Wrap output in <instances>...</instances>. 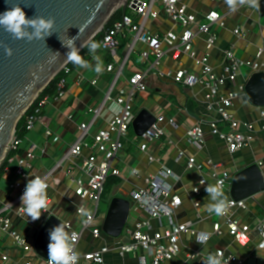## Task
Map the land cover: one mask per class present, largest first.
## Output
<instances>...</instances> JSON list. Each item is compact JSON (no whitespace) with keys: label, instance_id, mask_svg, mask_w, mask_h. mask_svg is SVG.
Segmentation results:
<instances>
[{"label":"crops","instance_id":"crops-1","mask_svg":"<svg viewBox=\"0 0 264 264\" xmlns=\"http://www.w3.org/2000/svg\"><path fill=\"white\" fill-rule=\"evenodd\" d=\"M185 3L188 5V10L194 13L199 21H204L205 16L212 10L217 11L222 17L224 26H220L219 23L213 25V29L218 34L217 44L211 51V62L216 73L220 74L226 63L225 50L227 48L233 47L241 59L248 60L255 59L254 55L257 50L264 47V16L261 15L260 10L243 5L233 11L225 0H185ZM153 9L157 10L159 15L146 21L148 31L164 34L169 30L181 29L167 17L159 0L154 2ZM131 16L135 20H139L133 10H131ZM237 28L243 30V38L235 34L234 31ZM117 39L119 43L115 56L108 49L100 48L94 54L91 52L87 60L92 68L80 67L67 76L68 90L65 97L61 100H49L43 111L44 122L37 124L25 134L16 155L17 157L25 156L27 150L36 144L38 147L37 158L33 162V168L27 169V174L30 178L35 174L42 176L49 174L67 153L70 145L80 136V125L82 123L90 124L86 141L92 144L93 136L100 129L107 128L110 120L119 113L121 106L117 102V97L120 89L128 87L129 77L136 72L147 74L148 89L135 97L133 110L135 114L146 109L155 118L163 116L162 126L165 135L153 140L146 151H141L139 139L133 128H130L128 137L124 139L125 146L114 160V166L120 170V176L114 177L120 179V183L112 186L114 188L111 193L106 194L107 192L104 190L93 226L82 231L77 248L80 253L78 264H95L84 259L85 253L105 245L115 248L120 243L131 241L126 235V228L132 227L138 220L146 217V214L132 201L131 193L137 187L145 184V177L160 175L163 169L172 170V176L162 177V179L182 198V205L176 213L177 221L190 223L191 229L195 232L194 234L189 232L183 236L180 253L173 260L164 264H205L209 254H215L219 249L224 250L226 254L236 255L244 260V264H250V259L258 260L257 263L252 264H264V249L258 248L261 241L259 234L252 231L250 243L241 245L228 232L225 218L207 211L206 206L212 201L205 191L206 186L216 185L215 179L212 177L213 170L209 163L210 160L220 162L223 165V170H226L232 178L237 172L252 164L259 166L264 177V134L260 131L262 124L260 111L264 107L253 105L246 92L235 100L232 111L237 119L242 125L245 122L254 124L258 132L250 146L231 152L223 140L210 132L209 122L213 120L219 122L220 128L224 131L228 130V126L220 121L216 110L209 109V102L205 98L206 88L201 85L182 86L172 79L160 77L156 73V69L164 71L185 67L199 74L201 66L196 64L192 56L182 53L179 58L175 59L173 50L166 44L159 43L158 45L165 54L158 68H154L155 56H150L148 60L141 56L142 50L149 48L148 45L136 41L135 35L119 36ZM129 44H135L133 52H130ZM194 49L198 58L203 55L205 35L199 34L195 38ZM93 55L99 56L102 61L103 72L101 74L94 71L96 61L93 59ZM262 61L264 62V56ZM108 64L114 65L113 71H106ZM262 71H264V67ZM252 74L253 72L249 68H243L238 82L246 83ZM93 81L96 83L93 84ZM234 88V84L228 83L221 87L220 93L224 94ZM108 94H110L109 98ZM114 105L116 110H113ZM96 111L99 113L96 114ZM170 119H173L175 123L172 124ZM197 124L202 125L206 132L205 142L200 146L186 138V130ZM46 127H49L54 134L60 137L59 142H53L46 136ZM88 153H91V150L84 149L83 155ZM150 157H153L154 160L150 161ZM191 157H194L198 164L193 169H189L187 166ZM68 163H64V170L61 168L54 170L55 179L49 176L50 186L47 189L49 208L48 211L42 213L39 220L34 222L25 213L22 217L15 213L16 208L21 205V201L19 192L10 189V183L18 178L15 174L17 164L16 162L8 163L5 167L9 171L4 170V176L0 180V213L8 214L14 227L28 238L33 247L39 232L50 216H56L64 223L68 222L73 228L81 230V224L77 218V208L81 205H85L89 211L95 208V203L83 200L70 187L66 176ZM135 168L139 170L140 176L133 174L132 170ZM74 174L80 175V170L76 168ZM202 179L206 180V184L200 185ZM196 187L200 188L198 194L194 191ZM230 188L231 185L222 190L229 201L232 199ZM114 197L127 198L131 201L127 227L119 237H112L103 231L108 206ZM102 200L108 201L104 202L106 204L104 211H101ZM245 202L246 208H232L229 215L241 222L254 225L264 217V190L245 199ZM163 223L165 222L163 221ZM216 223L222 226L221 234L214 231ZM153 225L156 229L159 228L158 221H154ZM95 227L101 228V233L98 236L92 232ZM201 232L210 233V238L205 244L196 242L197 235ZM2 254H8L10 262L25 259L22 250L15 245L8 232L0 228V258ZM30 256L39 255L34 249ZM144 258L148 259V253L143 249H140L136 254L126 255H121L116 249H112L105 254L102 264H143ZM35 264H45V258L39 256Z\"/></svg>","mask_w":264,"mask_h":264},{"label":"built area","instance_id":"built-area-1","mask_svg":"<svg viewBox=\"0 0 264 264\" xmlns=\"http://www.w3.org/2000/svg\"><path fill=\"white\" fill-rule=\"evenodd\" d=\"M127 1L128 8L138 15L139 20H135L131 15L124 14L122 18L115 20L111 25L107 26V23L101 31L104 32V35L99 41L101 46L97 50L100 48L108 49L115 56L119 43L117 38L119 36L126 37L127 35H135L136 41H141L149 47L148 49L142 50L141 56L145 60H148L152 55L156 57L153 65L154 68H158L165 54L164 50L158 45L159 43H164L173 50L175 59L179 58L182 53L189 54L195 59L196 64L201 66V72L199 74L185 67H180L164 71L156 69L157 75L170 78L182 86L195 87L201 85L205 87L207 90L205 92V98L209 102V109L216 110L220 116V121L228 126V130L224 131L220 128V123L213 120L209 122L210 132L223 140L231 152L250 146L256 139L258 130L254 124L249 122H245L242 125L232 109L235 100L242 93L246 92V83L238 82V77L242 69L249 68L253 73L262 71L264 67V62L262 61L264 47L257 50L254 55L255 59L248 60L241 59L233 47L227 48L225 50L226 63L223 65L221 73L218 74L211 62V51L215 48L218 41V34L213 29V25L219 23L220 26H224V22L217 11H210L205 16L204 21H199L198 17L188 10V5L185 3V0H159L163 5L167 17L180 26L181 29L169 30L164 34H158L146 29V21L151 17H157L159 15V12L153 9V4L156 0ZM234 32L237 36L244 37L241 28H237ZM199 34L205 35V51L198 58L194 49V41ZM128 48L130 52H133L135 50V44H129ZM113 70L114 65L108 64L106 71L111 72ZM61 71H64L66 76L62 77L57 83L55 95L53 97L48 95L40 97L39 94L23 114L27 131L32 130L37 124L44 122V107L50 99L61 100L65 97L68 90L67 76L71 73V70L66 65ZM146 75L145 72H136L129 77L127 82L128 87L120 89L117 97V102L121 106L119 113L110 120L107 128L100 129L93 136L92 144L86 141L90 124L82 123L80 125V136L70 145L69 150L59 160L54 169L61 168L64 170V163L69 162L66 176L70 187L83 200L95 203V208L91 211L85 205L77 208V218L80 221L81 230L75 229L70 223L65 222L69 233L75 231L79 234L80 238L76 244V250L81 240L82 231L92 227L97 218L98 205L102 199L109 177L120 176V170L114 166V160L124 148V139L128 137L132 122L136 116L133 110V101L139 93L146 92L148 89ZM92 83L95 84L96 81ZM228 83L234 84L235 88L226 91L224 94L220 93L221 87ZM109 97L110 94H108ZM97 113L99 112L96 111ZM260 117L262 120L260 131L264 134V109L260 111ZM163 121V116L156 118L155 123L142 136L138 137L141 151H146L153 140L165 135V130L162 126ZM170 122L172 124L175 123L173 119H170ZM45 134L53 142L60 141V137L54 134L49 127L45 128ZM205 135L206 132L200 124L194 125L186 130V138L199 146L204 144ZM21 143L22 139L17 138L15 132L5 157L6 159L10 152H15V155L8 158V163L16 162L15 174L18 178L10 183V189L18 191L20 197L30 178L27 174V169L33 168V162L37 158L38 149L37 145L33 144L27 150L25 156L17 157L16 155ZM84 149L91 150V153L83 155ZM149 160L153 161L154 158L150 157ZM209 163L213 170L212 177H214L216 185L219 184L222 190L227 189L231 185L232 176L226 170H223V165L220 162L210 160ZM187 166L189 169L198 166L196 159L194 157L189 158ZM76 168L80 170V175L74 174ZM54 170L45 176L35 174L31 178L39 175L45 178L47 184L50 186L48 178L52 176L55 179L56 174ZM5 171H9V169L5 168ZM132 171L134 175L140 176L138 169L135 168ZM172 175V170L163 169L160 175L145 177V184L132 191V201L146 214V217L138 220L132 227L126 228V235L129 236L131 241L120 243L115 248L105 245L97 250L85 253L84 259L95 264H102L105 254L112 249H116L121 255L136 254L140 249H143L148 253V259L144 258L143 264H164L165 262L173 260L181 251L183 236L189 232L192 234L195 232L191 229L190 223H180L176 219V213L182 205V198L162 179V177H170ZM203 184H206L205 179L200 181V185ZM165 185L170 186V188H166ZM199 190L200 188L198 187L194 189L197 194L200 192ZM146 197L149 198L148 203L144 202ZM229 202V211L235 207L246 208L245 200L231 199ZM81 207L92 213V220L88 224L83 223L86 217H82L78 212V209ZM229 211L223 217L225 218V225L231 236L241 245H247L251 241V232L256 231L261 238L258 248L264 249V217L254 225H251L250 223L241 222L231 217ZM15 213L19 217H22L25 212L22 206L19 205ZM154 221L159 222V228H155L153 225ZM0 228L8 232L15 245L22 250L25 256V259L21 261L15 260L10 262V256L8 254H2L0 264H35L39 256H30L34 251V247L28 238L14 227L12 219L8 214L3 215V213H0ZM214 231L217 234H221V224H214ZM92 232L95 236H98L101 233V228L95 227ZM219 253H222V264H244V260L234 254H226L221 249L217 250L215 254ZM45 264H48V259H45Z\"/></svg>","mask_w":264,"mask_h":264},{"label":"water","instance_id":"water-1","mask_svg":"<svg viewBox=\"0 0 264 264\" xmlns=\"http://www.w3.org/2000/svg\"><path fill=\"white\" fill-rule=\"evenodd\" d=\"M19 3L27 18L36 16L54 18L55 26L50 36L43 40H16L0 27V165L5 159L18 122L35 101L37 96L50 84L55 76L68 65L65 46L74 39L77 48L93 40L120 8L126 11L127 0H0V13ZM259 10L264 16V0H259ZM30 32L32 29L29 27ZM65 44H63V43ZM5 47H11L13 55L5 54ZM246 94L250 102L264 107V71L255 72L246 82ZM156 118L148 110H140L132 128L137 137L155 123ZM264 190V177L257 164L237 172L231 182V196L234 200H245ZM131 201L114 197L108 206L103 231L119 237L127 227ZM63 223L56 216H50L39 232L34 249L48 259L47 245L49 231ZM66 231L67 227H66ZM258 260L250 259L249 263Z\"/></svg>","mask_w":264,"mask_h":264},{"label":"clouds","instance_id":"clouds-1","mask_svg":"<svg viewBox=\"0 0 264 264\" xmlns=\"http://www.w3.org/2000/svg\"><path fill=\"white\" fill-rule=\"evenodd\" d=\"M225 2L233 11L237 10L238 6L243 5H248L257 10H259L260 6L259 0H225ZM54 26L55 19L51 17L45 18L43 16H36L31 19L27 18L26 13L20 7L19 3L13 5L3 13H0V27H3V29L16 40L27 39L29 42L34 39L43 40L44 37L50 36L53 33ZM29 27L32 29L31 32L28 30ZM65 46L69 49L66 53L67 63H72L81 68H92V65L80 55V49L76 47L74 39H70V42ZM84 46H87L90 52L94 54L101 45L89 39L86 44L81 45V47ZM4 50L7 56L11 57L13 55L11 47H5ZM93 59L96 61L94 71L97 74H101L103 72V67L100 57L93 55ZM113 110H116L115 105L113 106ZM48 187L49 185L45 178L39 175L28 179L26 183L20 201L25 214L33 222L39 220L43 212L48 211ZM165 187L170 188L168 185H165ZM205 191L212 201V203L206 206L207 211L209 213H215L217 216L226 215L230 208V202L227 196L224 195L219 184L208 185ZM144 202L148 203L149 198L146 197ZM78 212L82 217H86V219L83 220L84 224L91 222V212L83 207L79 208ZM66 227L65 224L60 223L49 231V243L47 245L48 264H78L80 253L76 250V244L80 237L75 231L71 233L66 231ZM209 238L210 233L201 232L197 235L196 242L205 244ZM205 264H222V253L209 254Z\"/></svg>","mask_w":264,"mask_h":264},{"label":"trees","instance_id":"trees-1","mask_svg":"<svg viewBox=\"0 0 264 264\" xmlns=\"http://www.w3.org/2000/svg\"><path fill=\"white\" fill-rule=\"evenodd\" d=\"M131 15V9L127 7L126 11H123L122 8H120L119 10H117L115 12V14L111 17L110 21L108 22V25H111L115 20H118L120 18L123 17V15ZM104 35V32H100L94 39L93 41L96 43H99L101 37ZM80 55L87 61L91 55V52L89 50V48L86 46L85 48H83V50H81ZM70 70L71 73L74 71H77L80 67L72 64V63H68L67 65ZM66 74L64 71H61L60 73H58L55 78L50 82V84L40 93V97L48 95L53 97L56 93V88H57V83L59 82V80L62 77H65ZM28 131L26 130V126H25V118L24 116L20 119V121L18 122L17 128H16V137L19 139H23L25 134ZM15 155V152H10L7 156V158L2 162V164L0 165V180L3 178L4 176V170L5 167L8 165V158H10L11 156ZM120 183V179L111 176L109 177L106 186H105V190L108 193L110 188L116 184Z\"/></svg>","mask_w":264,"mask_h":264},{"label":"rangeland","instance_id":"rangeland-1","mask_svg":"<svg viewBox=\"0 0 264 264\" xmlns=\"http://www.w3.org/2000/svg\"><path fill=\"white\" fill-rule=\"evenodd\" d=\"M114 187L110 188L111 190L108 192V193H111V191L113 190ZM106 193V194H108ZM104 202H108V201H104L102 200V203H101V211H104V207H106V204Z\"/></svg>","mask_w":264,"mask_h":264}]
</instances>
